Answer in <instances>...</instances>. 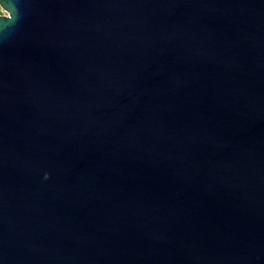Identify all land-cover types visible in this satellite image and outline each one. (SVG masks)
<instances>
[{
    "label": "water",
    "instance_id": "obj_1",
    "mask_svg": "<svg viewBox=\"0 0 264 264\" xmlns=\"http://www.w3.org/2000/svg\"><path fill=\"white\" fill-rule=\"evenodd\" d=\"M17 7L0 264H264V0Z\"/></svg>",
    "mask_w": 264,
    "mask_h": 264
},
{
    "label": "clouds",
    "instance_id": "obj_2",
    "mask_svg": "<svg viewBox=\"0 0 264 264\" xmlns=\"http://www.w3.org/2000/svg\"><path fill=\"white\" fill-rule=\"evenodd\" d=\"M18 0H4L5 7L0 8V16L5 17L0 22H4L0 24V31H6L9 27L15 24L18 19ZM47 174L45 175V179H47Z\"/></svg>",
    "mask_w": 264,
    "mask_h": 264
}]
</instances>
